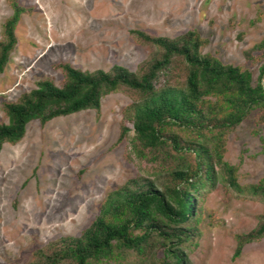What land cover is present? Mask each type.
<instances>
[{"label":"rangeland","instance_id":"374dc122","mask_svg":"<svg viewBox=\"0 0 264 264\" xmlns=\"http://www.w3.org/2000/svg\"><path fill=\"white\" fill-rule=\"evenodd\" d=\"M16 1L29 12L19 17L16 44L0 73V123H7L3 104L16 102L37 82L49 79L60 87L62 64L85 72H106L114 65L136 75L146 72L160 50L137 40L133 31L170 39L194 31L205 41L201 54L248 71L253 85L264 62L258 48L264 39V0ZM11 15L9 0H0V41ZM185 75V64L175 58L157 75L155 88L180 87ZM141 101L139 93L122 87L102 97L98 112L85 110L43 125L32 121L18 143L2 146L0 264L47 262L64 240L82 237L110 193L126 185L134 189L133 181L152 182L159 190L174 184L170 170L178 162L170 148L155 160L148 150L141 158L136 153L132 126L124 117ZM256 117L257 111L249 112L225 138L223 161L237 167L241 186L264 178V123L256 124ZM123 124L130 131L120 138ZM172 131L183 146L192 141L206 146L191 130ZM181 154L189 166L198 160L191 151ZM197 198L195 216L179 225L188 232L181 249L190 264H264V235L234 257L237 237L250 234L264 217L259 198L227 187L217 167ZM161 251L153 237L144 256L120 250L118 260L107 262L159 264ZM57 264L75 263L64 259Z\"/></svg>","mask_w":264,"mask_h":264},{"label":"trees","instance_id":"16d2710c","mask_svg":"<svg viewBox=\"0 0 264 264\" xmlns=\"http://www.w3.org/2000/svg\"><path fill=\"white\" fill-rule=\"evenodd\" d=\"M9 5L12 15L2 26L0 73L16 44L14 29L19 17L29 12L16 0H9ZM132 34L137 40L160 50L159 57L151 61L143 74L136 75L118 65L106 72H85L62 64L64 82L60 87L44 79L37 82L35 89L20 95L16 102L3 104L7 123H0V151L5 143H18L28 123L38 121L43 125L85 110L98 112L102 97L124 87L139 93L142 99L141 103L132 105L124 117L131 123L136 153L141 158L143 151L148 150L155 160L159 151L166 152L170 148L175 153L171 158L178 162L170 170L174 181L171 187L159 190L152 182L138 185L133 181L130 184L134 189L126 185L110 193L98 217L82 237L64 240L62 248L43 264H57L64 259L75 264H90L91 261L109 264L107 261L118 260L120 250L144 256L153 237L161 242L159 264H190L181 249L188 232L179 225L195 216L197 197L212 181L215 167L227 187L257 197L264 203V178L256 185L241 186L237 182V167L223 161L227 133L249 112L257 111L256 124L264 123V62L258 81L253 85L248 71L201 54L205 41L194 31L174 39L150 37L139 31ZM258 48L264 51V39ZM175 58H180L186 66L182 85L156 89L157 75ZM175 127L193 131L195 139L204 138L206 146L198 141L183 146L181 137L172 131ZM129 131L123 124L120 138ZM260 142L264 152V138H260ZM183 151H191L198 157L194 166L182 159ZM263 235L264 217L250 234L237 237L234 257L239 255L244 244Z\"/></svg>","mask_w":264,"mask_h":264}]
</instances>
